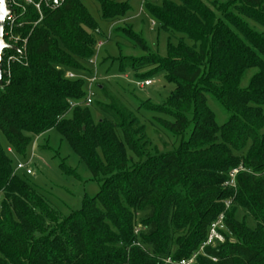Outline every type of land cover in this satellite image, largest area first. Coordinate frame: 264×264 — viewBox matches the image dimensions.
<instances>
[{
  "label": "trees",
  "instance_id": "16d2710c",
  "mask_svg": "<svg viewBox=\"0 0 264 264\" xmlns=\"http://www.w3.org/2000/svg\"><path fill=\"white\" fill-rule=\"evenodd\" d=\"M98 1L103 20L130 10L128 1ZM158 1L144 0L146 9L170 38L178 35L166 58L130 24L112 31L144 52L121 56L120 71L131 69L137 81L164 71L176 85L162 103L141 101L136 110L98 83L104 104H83L88 80L80 71L101 29L82 0L43 8L37 24L33 6L18 9L23 26L15 32L28 38L26 57L9 71L3 61L0 82V132L8 143L0 141V264H181L194 256L191 264H264V0ZM141 109L157 114L178 145L153 143ZM50 129L102 182L69 215L15 171L8 153L25 157ZM221 215L224 241L203 248Z\"/></svg>",
  "mask_w": 264,
  "mask_h": 264
},
{
  "label": "rangeland",
  "instance_id": "374dc122",
  "mask_svg": "<svg viewBox=\"0 0 264 264\" xmlns=\"http://www.w3.org/2000/svg\"><path fill=\"white\" fill-rule=\"evenodd\" d=\"M128 1L130 10L124 17L116 22L103 20L101 6L98 0H82L94 19L98 22L101 34L98 36L94 63L89 61L80 76L87 80L96 76L94 85L95 103L104 102L102 93L96 83L105 85L106 88L117 95L127 106L137 109L139 103L150 101L162 103L175 88V84L167 81L164 71H157L150 77L152 84L145 88L137 86V73L131 69L120 71L119 58L121 56L140 58L144 52L133 47L128 40L122 36L112 37V31L116 26L130 24L134 31L141 34L151 49L160 57L168 55L169 41L178 42V35L172 36L161 29L153 16L145 7L144 0H117ZM159 0L158 2H161ZM209 2L208 0H205ZM259 29L261 27L258 26ZM188 40V39H186ZM191 42L190 40H188ZM120 43L121 46L118 44ZM148 69L141 70L145 73ZM255 69H250L243 78V85H246ZM79 74V73H77ZM104 104V103H103ZM208 104L216 115L218 124L224 123L226 115L222 108L209 97ZM95 120L101 118V114L91 106ZM264 109V107H263ZM143 121L148 124V133L153 141L161 149H172L177 146L179 139L164 130V127L156 120L157 114L144 109L140 110ZM160 117L170 119L167 116ZM0 141L5 148L8 143L3 133L0 132ZM14 164L18 162L27 163L32 174L20 170L19 175L24 176L29 182L36 185L45 194L54 206L64 215L73 211L81 210L86 199H93L101 191L102 182L93 178L87 164L74 152L69 142L64 139L56 129L34 138L32 145L28 148L26 156L17 155L13 151L8 152Z\"/></svg>",
  "mask_w": 264,
  "mask_h": 264
},
{
  "label": "built area",
  "instance_id": "2783aa9c",
  "mask_svg": "<svg viewBox=\"0 0 264 264\" xmlns=\"http://www.w3.org/2000/svg\"><path fill=\"white\" fill-rule=\"evenodd\" d=\"M62 1L64 0H23V3L19 0H6L7 7L11 10V12L6 16L5 18V27H4V36L7 43L10 45L15 46L19 52V55H13L5 54V50L2 55V71H3V61L5 62L6 69L8 70L10 68V64L17 59H21L22 57H26V50H27V43L28 38H23L19 33L15 32L16 28H21L23 26V22H18L19 14L21 12L18 11V9H22L23 11L26 10L27 6H33V8L40 14V19L35 22L37 24L41 21L43 17V8H55L57 7ZM7 50V49H6ZM91 63H94L93 59L90 60ZM68 78H76V74L73 72L67 73ZM96 76H92L88 79V87H87V95L83 101V104L89 106L93 103L94 100V85H95ZM137 86L139 88H145L146 86H149L152 84L151 79L141 80L137 81ZM23 170L27 174H32V170L28 167V162H18L15 167V171ZM238 169H235L231 173V180L229 183L231 185H235V177L238 173ZM2 196L0 194V202H1ZM222 230H225L224 225V216L221 215L215 222H213L210 226L208 238L206 242L203 245V248L207 245L215 244L217 241L223 242L224 241V235L221 233ZM202 248V249H203ZM195 259V256L187 261L182 260L181 264H191L193 260Z\"/></svg>",
  "mask_w": 264,
  "mask_h": 264
},
{
  "label": "water",
  "instance_id": "95a60500",
  "mask_svg": "<svg viewBox=\"0 0 264 264\" xmlns=\"http://www.w3.org/2000/svg\"><path fill=\"white\" fill-rule=\"evenodd\" d=\"M57 1V0H55ZM11 12V10L6 5V0H3L2 4H0V82L2 81V55L4 50L6 49H14L17 48L13 45H10L6 42L4 36V27H5V18Z\"/></svg>",
  "mask_w": 264,
  "mask_h": 264
},
{
  "label": "clouds",
  "instance_id": "9594fccd",
  "mask_svg": "<svg viewBox=\"0 0 264 264\" xmlns=\"http://www.w3.org/2000/svg\"><path fill=\"white\" fill-rule=\"evenodd\" d=\"M3 0H0V4H2Z\"/></svg>",
  "mask_w": 264,
  "mask_h": 264
}]
</instances>
